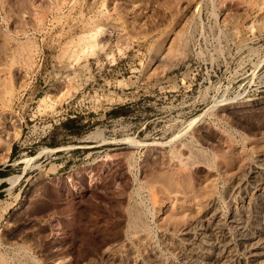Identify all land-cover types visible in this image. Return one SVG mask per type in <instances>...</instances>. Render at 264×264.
<instances>
[{"label": "rangeland", "instance_id": "1", "mask_svg": "<svg viewBox=\"0 0 264 264\" xmlns=\"http://www.w3.org/2000/svg\"><path fill=\"white\" fill-rule=\"evenodd\" d=\"M263 3L0 0V264H106L134 245L148 260L130 207L186 264L168 240L210 200L228 218L239 169H264Z\"/></svg>", "mask_w": 264, "mask_h": 264}, {"label": "bare ground", "instance_id": "2", "mask_svg": "<svg viewBox=\"0 0 264 264\" xmlns=\"http://www.w3.org/2000/svg\"><path fill=\"white\" fill-rule=\"evenodd\" d=\"M262 3V2H261ZM234 4V3H233ZM257 4H259V3H257ZM264 4V3H263ZM263 4H261V6L263 5ZM260 5V4H259ZM257 7H259V6H257ZM256 7V8H257ZM233 9V8H232ZM257 10V9H256ZM235 15H238V14H235ZM262 15V14H261ZM258 16V15H257ZM238 17V16H237ZM235 18V17H234ZM257 18V17H256ZM90 35H92V34H90ZM87 38V37H86ZM86 38H85V40H86ZM89 40V39H88ZM82 41H83V39H82ZM88 42V41H87ZM88 43H90V41L88 42ZM209 124V123H208ZM217 124V123H216ZM7 126V125H6ZM205 127V126H204ZM203 127V128H204ZM208 127H211V125L209 126L208 125ZM207 127V128H208ZM214 127V125L211 127V128H213ZM215 127H218V126H216L215 125ZM214 130H215V128H213ZM212 129V130H213ZM209 130V129H208ZM211 130V129H210ZM199 131V130H198ZM216 131V130H215ZM205 132V131H204ZM207 132V131H206ZM211 132V131H210ZM185 133V132H184ZM214 133V132H213ZM199 135H200V133H198ZM202 134V133H201ZM204 134V133H203ZM206 134V133H205ZM210 134L211 133H207V136L209 135L210 136ZM230 134V133H229ZM232 134V133H231ZM230 134V135H231ZM214 135V134H213ZM206 136V137H207ZM232 136H233V134H232ZM211 137V136H210ZM209 137V138H210ZM214 137H215V135H214ZM213 137V138H214ZM212 138V139H213ZM208 139V138H207ZM234 139V138H233ZM183 141H185V140H183ZM193 142V141H192ZM194 143V142H193ZM178 144H179V142H178ZM183 144V143H182ZM192 144V143H191ZM184 145V144H183ZM182 145V146H183ZM180 146V145H179ZM181 146V147H182ZM188 146V145H187ZM190 147V146H189ZM193 147V146H192ZM191 148V147H190ZM189 148V149H190ZM195 148H196V146H195ZM171 149H173V148H171ZM178 149H180V147L178 148ZM185 149L187 150V148H186V145H185ZM192 149H194V148H192ZM191 149V150H192ZM203 149V148H202ZM176 150V149H175ZM180 150H183L182 148L180 149ZM186 150H184V151H182V153L183 152H187ZM200 150V149H199ZM169 151H171V150H169ZM173 151H174V149H173ZM177 151V150H176ZM194 151L196 152V149H194ZM198 151V150H197ZM204 151V150H203ZM172 152V151H171ZM171 152L170 153H168V154H171ZM177 152H179V151H177ZM200 152V151H199ZM204 152H206V151H204ZM231 152V151H230ZM166 153V152H165ZM173 153V152H172ZM181 153V152H180ZM180 153H178L177 155H180ZM189 153L191 154V152L189 151ZM194 155H195V153L194 152H192ZM154 154V153H153ZM153 154L152 155H150L151 156V158H152V156H153ZM156 154V153H155ZM176 154V153H175ZM174 154V155H175ZM184 154L185 153H183V156H184ZM193 154H192V158H193ZM196 154L199 156V154L196 152ZM202 154V153H201ZM204 154V153H203ZM228 154H230V153H228ZM231 154H234V153H231ZM171 155H173V154H171ZM173 155V156H174ZM182 155V154H181ZM180 155V156H181ZM187 155H188V152H187ZM197 155H195V157L197 156ZM236 155V154H235ZM258 155H260V154H258ZM262 155H264V154H262ZM160 156V155H159ZM204 156V155H203ZM202 156V157H203ZM228 156V155H227ZM231 157H232V155H230ZM236 156H238V155H236ZM248 156V155H247ZM149 157V156H148ZM156 157H158L157 155H156ZM155 157V158H156ZM182 157V156H181ZM181 157H179V158H181ZM187 157V156H186ZM188 157H189V155H188ZM191 157V156H190ZM189 157V158H190ZM194 157V162L196 161L195 159L197 158H195ZM206 157V156H205ZM225 157V156H224ZM250 157V156H249ZM257 157V156H256ZM150 158V157H149ZM148 158V159H149ZM150 158V159H151ZM165 157H163L162 159H164ZM174 158V157H173ZM178 158V157H177ZM199 158H201V157H199ZM198 158V160L200 161V159ZM204 158V157H203ZM202 158V159H203ZM207 158V157H206ZM235 158V157H234ZM254 158V157H253ZM259 158H260V156H259ZM263 158H264V156H263ZM150 159L148 160V161H150ZM154 159V158H153ZM152 159V160H153ZM158 159H160V157H158V158H156L155 160L157 161ZM166 159V158H165ZM165 159H164V161H165ZM167 159H168V155H167ZM167 159H166V162H167ZM183 159V158H182ZM184 159H186L185 158V156H184ZM227 159V158H226ZM228 159H229V157H228ZM238 160H239V158H237ZM258 159V158H257ZM187 160V159H186ZM205 160V159H204ZM207 160H209L208 158H207ZM213 160H214V157H213ZM232 160H235V159H232ZM238 160H236V161H238ZM249 160V159H248ZM251 160H253V159H251ZM160 161V160H159ZM172 161V160H171ZM179 161H182V160H179ZM184 161V160H183ZM182 161V162H183ZM199 161H198V163H199ZM203 161V160H202ZM215 161V160H214ZM221 161V160H220ZM222 161H223V158H222ZM225 161V160H224ZM223 161V162H224ZM235 161V162H236ZM259 161H261V160H259ZM262 161H264V160H262ZM261 161V162H262ZM151 162V161H150ZM169 162V161H168ZM174 162V161H173ZM187 162V161H186ZM206 162H208V161H206ZM216 162V161H215ZM214 162V163H215ZM226 162H228V161H226ZM226 162H224L225 164H227ZM239 162V161H238ZM252 162V161H251ZM254 163H255V161H253ZM153 163V162H152ZM162 162H160V164H161ZM164 163V162H163ZM162 163V164H163ZM176 163V162H175ZM174 163V164H175ZM180 163V162H179ZM183 163H185V162H183ZM188 164L190 163L189 162V159H188V162H187ZM204 164H207V163H205V162H203ZM210 163V162H209ZM230 163V162H229ZM237 163V162H236ZM240 163V162H239ZM248 162L246 161V164H247ZM149 164V163H148ZM158 164H159V162H158ZM172 164V163H171ZM181 164V163H180ZM192 163H190L189 165H191ZM196 164H197V162H196ZM202 164V163H201ZM204 164H203V166H204ZM217 164H218V162H217ZM223 164V163H222ZM224 164V165H225ZM235 164V163H234ZM249 164V163H248ZM165 164H163V166H164ZM173 165V164H172ZM178 165V164H177ZM185 165H187L186 163H185ZM184 164H183V168H185L186 166H185ZM189 165H188V167H189ZM195 165V164H194ZM194 165H192V166H194ZM199 165V164H198ZM198 165H196V166H198ZM208 165V164H207ZM214 165H216V163L214 164ZM236 165V164H235ZM245 164H243V166H244ZM150 166H152V164L150 163ZM156 166V165H155ZM159 166H161V165H159ZM158 166V167H159ZM169 166V165H168ZM210 167H211V164L209 165ZM218 166H220V165H218ZM218 166H217V168H218ZM231 166H233V164L231 163ZM238 166V165H237ZM241 166V165H240ZM246 166V165H245ZM195 167V166H194ZM193 167V168H194ZM205 167V166H204ZM209 167V168H210ZM221 167V166H220ZM222 167H224V166H222ZM228 167V166H227ZM229 167H230V165H229ZM154 168V166L152 167V169ZM170 168V167H169ZM190 168V167H189ZM188 168V169H189ZM206 168H208V166L206 167ZM225 168H226V165H225ZM224 168V169H225ZM237 168V167H236ZM235 168V169H236ZM240 168V167H239ZM244 168V167H243ZM242 168V169H243ZM151 169V170H152ZM155 169V168H154ZM163 169V168H162ZM166 169V168H165ZM173 169V168H172ZM176 169V168H175ZM213 169H215L214 167H213ZM219 169V168H218ZM223 169V170H224ZM228 169V168H227ZM230 169V168H229ZM263 169V168H262ZM158 170V169H157ZM157 170H155V173H157L156 171ZM177 170V169H176ZM179 170H180V168H179ZM181 170L183 171V172H186V171H184V169H182L181 168ZM221 171H222V169H220ZM159 171V170H158ZM163 171H164V169H163ZM172 171V170H171ZM181 171V172H182ZM220 171V172H221ZM228 171V170H227ZM229 171H231V170H229ZM228 171V172H229ZM237 171H238V169H237ZM151 172V171H150ZM154 172V171H153ZM152 172V173H153ZM165 172V171H164ZM170 171H168V176H167V174H165V178L164 177H162V175L164 174H161V177L163 178V181H166V182H164V183H162V185L164 184V185H166L165 183H167V180H168V178L170 177L169 176V174H171V172L169 173ZM224 172H225V170H224ZM232 172H234V171H232ZM242 173V174H239V173ZM263 172H264V169H263ZM262 171H261V169H259L256 165H248V167H246L244 170H240L239 169V173H236V174H239L238 176H236L235 177V179H234V183H233V185H232V187H230V190H227L226 192H228L229 191V193H227L228 194V196H229V198H231V199H233V197L236 199L237 197H239V198H241V201L239 202V204L237 205V203H236V205L234 206L233 205V203H232V207H231V211L229 210V217L228 218H230V222H228L227 221V219L228 218H226V209L224 210V207L220 204V203H218V201L216 200V199H213V200H210L208 203L207 202H205V203H207V206H206V208L205 209H201V211L202 210H204L203 212H202V214H201V216L200 217H198V214H197V212H196V217H198V218H195L196 220L194 221H192V222H190L189 224H187V225H184L183 227H181V229H180V234H178V235H176V236H174V234H173V237L171 238L170 237V235H169V237L171 238V240H168L169 239V237H168V239L166 238V239H164L165 237H163V234L164 233H162V237H163V239L166 241V240H168V241H172L171 243H172V245L171 244H169L171 247L173 246V249H174V251H176L178 254H179V257L181 258V263H186V264H264V173H263ZM160 173V172H159ZM187 173V172H186ZM188 173H190V172H188ZM218 173V172H217ZM226 173V172H225ZM235 173V172H234ZM147 175H148V172L146 173ZM177 174V173H176ZM185 174V173H184ZM193 174V173H192ZM156 175H158V174H156ZM173 175L175 176V173L173 172ZM172 175V176H173ZM177 175H179V174H177ZM180 175H182V174H180ZM235 175V174H234ZM158 176H160V175H158ZM164 176V175H163ZM167 176V177H166ZM187 175H185V177H186ZM197 176V175H196ZM195 176V177H196ZM232 176H233V174H232ZM231 176V177H232ZM155 177V176H154ZM153 177V174H152V178L153 179H155ZM160 177V178H161ZM190 177V176H189ZM193 177V176H192ZM224 177V176H223ZM230 177V178H231ZM152 178H151V181H152ZM158 178V177H157ZM156 178V179H157ZM167 178V179H166ZM171 178V177H170ZM176 179L178 178L179 179V177H175ZM174 178V179H175ZM182 178H184V175H182V177H181V183H182ZM194 178V177H193ZM192 178V179H193ZM198 178V177H197ZM196 178V179H197ZM225 178V177H224ZM9 179V178H8ZM11 179V178H10ZM165 179V180H164ZM185 179L186 178H184L183 180L185 181ZM200 179V178H199ZM213 179V178H212ZM223 179V178H222ZM162 180V179H161ZM173 179H171L170 181H168V182H170L171 184H172V181ZM186 180H189L190 182H192L193 183V181H191V179H189V178H187ZM218 180H219V178H218ZM226 180V179H225ZM224 180V181H225ZM229 180V179H228ZM233 180V179H232ZM148 181H149V179H148ZM151 181H150V183H151ZM184 181H183V183H184ZM189 181H186V183L188 182L189 184H190V182ZM212 181V180H211ZM223 181V180H222ZM153 182V181H152ZM158 182V181H157ZM216 182V181H215ZM149 183V182H148ZM170 183H169V185H170ZM174 183V182H173ZM182 183V184H183ZM198 183V182H197ZM196 183V184H197ZM209 183V182H208ZM211 183V182H210ZM230 183V182H229ZM231 183V184H232ZM141 184V183H140ZM152 184V183H151ZM176 184V183H175ZM188 184V185H189ZM212 184V183H211ZM228 184V183H227ZM143 185V184H142ZM146 185H148V184H146ZM179 185H181V184H179ZM184 185H185V183H184ZM183 185V186H184ZM199 185H200V183H199ZM206 185H210V184H206ZM206 185H202L201 187H203V186H206ZM212 185H215V184H212ZM221 185V184H220ZM219 185V186H220ZM226 185V184H225ZM168 185H166V187H167ZM171 186H176V185H170V186H168V189H170V190H173V189H171ZM182 186V185H181ZM182 186V187H183ZM191 186V185H190ZM198 186V185H197ZM208 186H206V187H208ZM211 186V185H210ZM217 186V185H216ZM222 186V185H221ZM231 186V185H230ZM170 187V188H169ZM177 187V186H176ZM185 187H186V189L189 187H187V184L185 185ZM185 187H183V189L185 188ZM193 187V186H192ZM195 187V186H194ZM201 187H199L200 189H201ZM212 187V186H211ZM227 187V186H226ZM135 188V187H134ZM149 188V187H148ZM158 188H159V186H158ZM172 188H175V187H172ZM204 188V187H203ZM139 189H141L140 187H139ZM139 189H138V191H139ZM146 189V188H145ZM160 189V188H159ZM182 189V188H181ZM181 189H179V190H177L178 191V193H179V191H182ZM189 189H190V187H189ZM196 190H197V188H195ZM199 189V192L201 191ZM222 189H224L223 187H222ZM148 190V189H147ZM146 190V191H147ZM162 190V189H161ZM169 190V191H170ZM194 190V189H193ZM203 190V189H202ZM215 190L216 189H214V192H215ZM135 192H136V190H134ZM160 191V190H159ZM163 191L164 190H162V193H163ZM174 191H175V189H174ZM187 191V190H186ZM190 191H192V189L190 190ZM213 191V190H212ZM147 192H149V191H147ZM153 192V191H152ZM161 192V191H160ZM159 192V193H160ZM189 191H187V193H188ZM194 192V191H193ZM197 192L198 191H196V194L195 195H198V194H201V193H198L197 194ZM214 192H212V193H214ZM219 192V191H218ZM224 192V191H223ZM132 193V192H131ZM141 193V192H140ZM144 193H146V192H144ZM154 193V192H153ZM165 193V192H164ZM163 193V194H164ZM190 193V192H189ZM202 193L204 194V193H206L207 194V191H205L204 192V190L202 191ZM209 193H210V191H209ZM216 193V192H215ZM134 194H137V193H134ZM139 194V193H138ZM142 194V193H141ZM150 194V193H149ZM181 194V193H180ZM183 194H185V193H183ZM191 194V193H190ZM193 194V193H192ZM191 194V195H192ZM193 194V196H195ZM222 194V193H221ZM226 194V193H225ZM164 195H166V194H164ZM163 195V196H164ZM202 195V194H201ZM210 195V194H209ZM151 196H152V194H151ZM184 196H186V195H184ZM183 196V197H184ZM192 196V197H193ZM200 196V195H199ZM204 196V195H203ZM207 196V195H206ZM214 196V195H213ZM144 197V196H143ZM162 197V196H161ZM173 197V196H172ZM182 197V196H181ZM200 197H202V196H200ZM205 197V196H204ZM226 197V196H225ZM131 197L129 196V199H130ZM135 198V197H134ZM139 198H140V196H139ZM164 198V200H166V197H163ZM167 198H169L168 197V195H167ZM185 198V197H184ZM188 199H190L189 200V202L192 200V198H190V196L189 197H187ZM214 198H216V197H214ZM228 198V197H227ZM227 198H225V199H227ZM132 199V198H131ZM158 200L157 201H159V198H157ZM180 199V198H179ZM188 199H187V202H188ZM194 199V198H193ZM201 199H204L203 197L201 198ZM208 199V198H207ZM209 199H212V197H210ZM208 199V200H209ZM220 199H223V197H220ZM238 199V198H237ZM135 200H136V198H135ZM141 199H139V201H140ZM185 200L186 199H184L182 202H185ZM205 200V199H204ZM207 200V201H208ZM224 200V199H223ZM230 200V199H229ZM229 200H228V202H229ZM134 201V200H133ZM141 201H143V202H145L143 199L141 200ZM156 201V200H155ZM172 201V200H171ZM196 201V200H195ZM199 201V200H198ZM230 201H233V200H230ZM137 202V201H136ZM135 202V203H136ZM162 202V201H161ZM194 201L192 200V203H193ZM203 202V201H202ZM228 202H227V205H228ZM235 202H237V201H235ZM128 203V202H127ZM134 202H132V203H130L131 204V206H133L132 204H133ZM138 203V202H137ZM166 203V202H165ZM164 203V204H165ZM181 203V202H180ZM195 203V205H196V202H194ZM201 203V202H200ZM223 203V202H222ZM144 204V203H143ZM151 204V203H150ZM163 204V205H164ZM225 204H226V202H225ZM235 204V203H234ZM136 205V204H135ZM134 205V206H135ZM194 205V206H195ZM200 205V204H199ZM202 205V204H201ZM224 205V204H223ZM231 205V204H230ZM137 206V205H136ZM152 206H153V203H152ZM159 206V205H158ZM178 206V205H177ZM187 206V205H186ZM204 206V204H203V207H205ZM139 207H140V205H139ZM138 207V208H139ZM160 207H162V205L160 206ZM180 207V206H179ZM192 207H193V204H192ZM203 207H201V208H203ZM226 207V206H225ZM131 209H130V211H131V213H132V215H131V219H130V223H128L129 224V226H128V232L129 233H132V236L135 234V236H136V234L139 236V241H138V239L136 238H134V240H135V244L136 243H138V242H140L141 243V245L143 246H141L140 245V243H139V245H140V247H142L141 248V250H144V251H146L147 252V256H149V259L147 260V259H145L143 256H138V253H139V251H140V248H138L137 247V245L135 246H131V248H130V250H129V252H127V254L125 255V257H122V256H118V255H115V254H113V255H111V253H110V255L109 256H111L110 257V259H108L109 260V262L108 263H106V264H174V262H172V261H170L171 259H167L166 257H164L157 249L159 248H157V246H153V243H152V246L150 245V241H151V229L148 227L149 225L151 226V224H149V225H147V220L148 219H146L145 220V218H144V216H143V214H141V210L139 211L136 207H130ZM141 208V207H140ZM144 208V207H143ZM158 208V207H157ZM178 208V207H177ZM181 208H182V206H181ZM194 209H193V212H195L194 210H196V208L195 207H193ZM192 209V208H191ZM190 209V210H191ZM128 210V209H127ZM143 210V209H142ZM146 210H149L148 208H146ZM189 210V211H190ZM198 210V209H197ZM182 211V210H181ZM181 211H177V212H175V211H173V213L174 214H180L179 212H181ZM184 211H186V210H184ZM184 211H183V215H185L184 214ZM192 211V210H191ZM228 211V210H227ZM145 212V211H144ZM148 212V211H147ZM172 212V211H171ZM146 213V212H145ZM172 213V214H173ZM189 213V212H188ZM192 213V212H191ZM147 214V213H146ZM146 214H144L145 216H146ZM149 214V213H148ZM172 214H170V216H172ZM173 214V215H174ZM190 214V213H189ZM188 214V215H189ZM150 215V214H149ZM181 215H182V212H181ZM187 215V214H186ZM187 215V216H188ZM130 216V215H129ZM147 218H148V216H147ZM152 219V218H151ZM161 219V218H160ZM163 219V218H162ZM175 220V219H174ZM147 221V222H146ZM182 221V220H181ZM181 221H180V223H181ZM168 222L166 221V224H167ZM173 224H174V222H173ZM160 225H163V224H160ZM157 226V225H156ZM164 226V225H163ZM175 226H177L176 224H175ZM179 226H180V224H179ZM165 227V226H164ZM126 228V227H125ZM166 228H168L167 227V225H166ZM179 228V227H178ZM169 229V228H168ZM171 229H172V226H171ZM176 229V228H175ZM168 231V230H167ZM170 231V230H169ZM176 231V230H175ZM157 231H155V233H156ZM154 233V234H155ZM161 233V232H160ZM174 233V232H173ZM125 234V233H124ZM176 234V233H175ZM156 235V234H155ZM124 236H126V235H124ZM161 236V235H160ZM126 238H128V237H126ZM133 238V237H132ZM161 238V237H160ZM162 239V240H163ZM128 241H129V239H127ZM133 240V241H134ZM136 240L138 241V242H136ZM153 240H154V238H153ZM152 242V241H151ZM129 243L130 242H128V245H129ZM134 243V242H133ZM156 243H158V242H155V244ZM166 243H168V242H166ZM154 244V245H155ZM128 245H126V246H128ZM138 245V246H139ZM165 246V245H164ZM121 248V247H120ZM167 248V247H166ZM122 249H123V247H122ZM125 249V248H124ZM124 249H123V251H124ZM171 249V248H170ZM169 249V250H170ZM115 250V249H114ZM113 250V251H114ZM119 250V249H118ZM116 252H117V250H116ZM120 252V251H119ZM145 252V253H146ZM166 252V251H165ZM170 252V251H169ZM173 252V251H172ZM124 253V252H123ZM122 253V254H123ZM144 252L142 251L141 252V254H143ZM144 253V254H145ZM109 254V253H108ZM177 254V255H178ZM121 255V254H120ZM146 255H144V256H146ZM108 256V257H109ZM178 257V256H177ZM169 258V257H168ZM107 260V261H108ZM178 260V259H177ZM175 261V260H174ZM183 261V262H182Z\"/></svg>", "mask_w": 264, "mask_h": 264}]
</instances>
